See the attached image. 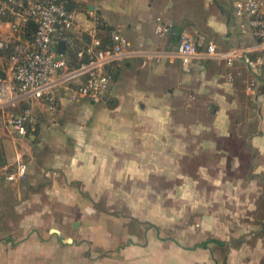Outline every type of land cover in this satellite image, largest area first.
Wrapping results in <instances>:
<instances>
[{"label":"crops","instance_id":"1","mask_svg":"<svg viewBox=\"0 0 264 264\" xmlns=\"http://www.w3.org/2000/svg\"><path fill=\"white\" fill-rule=\"evenodd\" d=\"M65 1L78 46L119 29L132 53L101 100L31 101L27 135L3 139L0 264H264V66L251 92L256 72L241 60L228 81L224 60L185 67L172 54L178 30L221 51L256 46L237 0ZM151 178L175 181L157 208ZM168 195L188 205L168 207Z\"/></svg>","mask_w":264,"mask_h":264},{"label":"built area","instance_id":"2","mask_svg":"<svg viewBox=\"0 0 264 264\" xmlns=\"http://www.w3.org/2000/svg\"><path fill=\"white\" fill-rule=\"evenodd\" d=\"M233 6L238 18L243 20L244 33L258 40L256 46L221 51L212 42H197L181 34L172 54L185 67L202 59L224 60L228 64L224 74L228 81L234 80L233 66L236 60H241L256 72L248 84V90L256 92L260 85L258 71L264 66V0H237ZM1 21L7 22L12 32L10 41L0 40V51L12 50V74L7 87L0 89V104L3 97H15L19 102L38 100L56 111L61 90L68 92L73 102L82 98L99 101L114 80L110 68L132 53L127 50V38L119 29L110 31L106 42L99 36L97 27L92 32L94 43L78 46L69 33L75 26L76 12L65 0H0ZM171 27L160 25L157 32L165 34ZM60 41L66 43L64 52L58 50ZM34 121L31 110L25 109L11 116L9 125L16 134L25 136L28 125ZM26 174L27 165L22 163L18 175L25 178Z\"/></svg>","mask_w":264,"mask_h":264},{"label":"rangeland","instance_id":"3","mask_svg":"<svg viewBox=\"0 0 264 264\" xmlns=\"http://www.w3.org/2000/svg\"><path fill=\"white\" fill-rule=\"evenodd\" d=\"M230 2L233 0H229ZM228 2V1H226ZM227 9V8H226ZM205 40H202V42H204ZM205 43V42H204ZM207 44V42H206ZM0 89H5L7 86H5L7 84V81L10 80V78L8 77V74L6 72L7 68L10 67V63H8L7 59H3L1 57L5 56L6 58H8L10 56V52L5 50V51H0ZM9 61H10V57H9ZM244 84H246L245 80H244ZM15 96V94H14ZM13 98V99H12ZM11 99H8V97H3L2 103L0 104V148L2 145V141L3 139L7 138V142H10V138H9V133H11L10 129V125H9V118L11 116H17L20 113H22L24 111V109L29 106L31 107V102H19L17 99H15V97H12ZM251 109V107L249 108ZM37 117V116H36ZM36 117H33L34 120H36ZM38 119V118H37ZM174 178H151V187H152V196H151V208H157L158 206H154L158 204V194L160 193L161 195L164 193V190H166V194L171 193L172 191H174ZM204 182L202 181L200 185H202ZM205 187V186H204ZM164 189V190H163ZM189 200L187 201L186 199H175L173 196L168 195V198L166 200V205L168 207H179V206H186L188 204ZM195 201V200H193ZM198 201H200V199H198ZM135 204L142 206V199L141 197L138 198L136 197L135 199ZM25 218V216H24ZM7 234V233H6ZM6 236H10L13 237V235H6ZM1 238H5V237H1Z\"/></svg>","mask_w":264,"mask_h":264},{"label":"water","instance_id":"4","mask_svg":"<svg viewBox=\"0 0 264 264\" xmlns=\"http://www.w3.org/2000/svg\"><path fill=\"white\" fill-rule=\"evenodd\" d=\"M65 47H66V43L64 41H60L59 44H58V50L60 52H64Z\"/></svg>","mask_w":264,"mask_h":264},{"label":"trees","instance_id":"5","mask_svg":"<svg viewBox=\"0 0 264 264\" xmlns=\"http://www.w3.org/2000/svg\"><path fill=\"white\" fill-rule=\"evenodd\" d=\"M177 31V30H176ZM178 32V34H179V37H180V35H181V30H178L177 31ZM77 61L75 60V62L74 63H76ZM78 63V62H77ZM2 155V153H1V148H0V156Z\"/></svg>","mask_w":264,"mask_h":264}]
</instances>
